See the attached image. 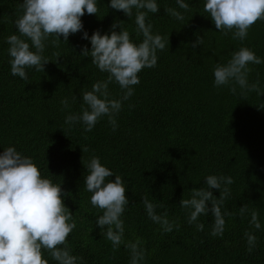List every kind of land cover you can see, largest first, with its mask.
<instances>
[{
    "label": "trees",
    "instance_id": "16d2710c",
    "mask_svg": "<svg viewBox=\"0 0 264 264\" xmlns=\"http://www.w3.org/2000/svg\"><path fill=\"white\" fill-rule=\"evenodd\" d=\"M22 2L0 0V153L14 145L33 158L42 175L61 183L64 203L77 222L68 236L74 254L82 255L86 264L129 262V249L124 244L113 249L95 225L101 212L90 204L91 193L83 181V163L95 155L126 182L124 239L141 242L147 264H264V230H254L258 246L249 253L244 232L251 227L250 216L239 215V207L247 203L259 211L264 224V95L216 88L212 71L241 45L264 57V20L254 23L248 37L239 41L231 33L218 32L202 0H188L183 21L164 11L166 6L178 8L175 0H159L160 12L149 13L148 21L169 43L158 52L157 65L139 73L140 83L124 102L115 132L105 117L85 133L80 125L65 124V116L80 111L81 92L106 79L107 73L81 55L84 45H91L78 31L58 47L49 44L44 54L50 61L44 71L28 69L27 80L13 76L5 38L17 33L14 21L22 14ZM98 7V15L85 12L81 18L89 35L97 29L108 31L119 19L135 41L142 39L134 18L112 9L109 0H99ZM198 36L203 44L194 48ZM252 68L250 82L259 79L264 87V64ZM109 90L119 97L117 84H110ZM65 97L71 107L62 110ZM208 174L234 179L224 205L234 215L226 217L223 237L210 235L211 212L199 218L205 228L197 231L179 206L192 188L206 187ZM213 194L219 197V190L213 189ZM144 195L162 205L157 212L167 211L179 228L164 232L154 224L141 201Z\"/></svg>",
    "mask_w": 264,
    "mask_h": 264
},
{
    "label": "clouds",
    "instance_id": "9594fccd",
    "mask_svg": "<svg viewBox=\"0 0 264 264\" xmlns=\"http://www.w3.org/2000/svg\"><path fill=\"white\" fill-rule=\"evenodd\" d=\"M204 11L211 17L218 32L231 33L234 40L244 41L249 29L258 20H264V0H202ZM99 0H23L22 14L14 23L17 33L5 38L8 45V63L13 76L27 80L28 69L44 71L50 61L44 54L49 44L59 46L70 35L82 31V39L90 42L84 45L81 55L91 57V63L100 72L107 73L106 79L94 82L90 90L81 92L80 111L65 116L69 127L80 125L85 133L91 132L98 122L107 117L113 132L118 127V116L135 93L140 83L139 73L144 68H153L158 62V52L166 48L169 40L153 31L148 21L149 13L160 12L159 0H109V6L133 19L135 31L142 39L137 42L122 20H115L108 31L97 29L91 35L84 30L82 17L97 14ZM177 7L164 8L167 15L178 21L185 19L190 8L188 0H175ZM183 9L184 11H180ZM119 29V30H117ZM63 37V40L61 39ZM203 44V37H197L192 46ZM59 57V52L56 53ZM264 64V57L241 45L231 52L225 62L213 66V84L216 88L227 87L233 93L256 92L264 95L259 79L250 82L252 65ZM117 84L119 97H113L109 86ZM77 97H72L76 102ZM62 110L71 107L68 97L61 100ZM87 152V147L82 149ZM87 174L83 181L91 193L90 204L100 210L95 225L101 235L111 242L113 249L124 244L129 249L128 264H147L146 250L139 240L125 241L124 213L129 206L126 182L101 162L99 156H91L83 163ZM114 177V180L111 179ZM206 187L191 189L188 198L184 195L179 206L185 211L188 224H194L197 231H203L202 215L212 214L210 235L223 237L226 217L234 215L224 208L231 196L234 179L230 175L208 174L204 177ZM219 190V197L213 194ZM148 218L164 232L179 228L170 220L167 211L157 212L158 207L146 195L141 197ZM239 215H249L250 229L245 230L247 251L251 253L258 246L254 230H264L257 209H250L245 203L239 207ZM77 228L72 211L64 203L61 183L42 175L39 166L31 156L18 151L14 145L4 147L0 153V264H86L82 255L74 254L68 236ZM47 253V255H45ZM50 258V259H49Z\"/></svg>",
    "mask_w": 264,
    "mask_h": 264
}]
</instances>
